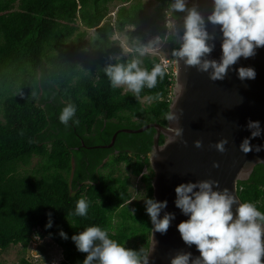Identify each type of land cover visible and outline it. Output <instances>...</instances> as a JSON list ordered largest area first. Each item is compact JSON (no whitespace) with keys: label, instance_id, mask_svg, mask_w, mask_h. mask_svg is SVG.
<instances>
[{"label":"trees","instance_id":"1","mask_svg":"<svg viewBox=\"0 0 264 264\" xmlns=\"http://www.w3.org/2000/svg\"><path fill=\"white\" fill-rule=\"evenodd\" d=\"M112 1L0 0V251L50 238L62 250L58 264H82L86 253L71 237L91 225L108 228L127 247L148 250L152 225L145 203L136 201L131 209L127 201L131 176L145 184V199L153 197L155 128L119 131L111 147L100 144L123 127L167 124L175 79L166 72L155 88L134 97L123 87L113 89L103 69L138 57L135 51L114 55L122 48L115 30L129 27L131 35L142 36L157 28L166 36L168 0H158L152 12L143 0H122L115 17L109 14ZM184 15L176 13L174 20ZM166 39L172 56L179 32L171 30ZM138 58L147 69L159 63L149 53ZM67 103L76 105L78 123L59 121ZM34 156L40 157L36 167L21 171ZM120 161L126 174H115ZM238 194L264 211L263 162L238 181ZM79 198L91 204L86 217L68 216L72 226L66 215ZM49 213L52 226L46 227ZM18 264L37 263L22 256Z\"/></svg>","mask_w":264,"mask_h":264},{"label":"clouds","instance_id":"2","mask_svg":"<svg viewBox=\"0 0 264 264\" xmlns=\"http://www.w3.org/2000/svg\"><path fill=\"white\" fill-rule=\"evenodd\" d=\"M184 12V31L176 42L179 47L173 48L171 55L186 66L196 67L198 71L207 72L211 80H224L231 69L241 81L254 79L255 68L252 66L234 67L243 57L255 55L256 50L264 47V0H212V10L207 18L196 6L189 7L187 0H168L166 26L173 29L176 13ZM219 26L221 34V54L212 58L215 48V33L207 30L206 24ZM159 40V37H157ZM211 41V42H210ZM146 46L138 45L135 52L138 57L148 53ZM138 57L127 63L108 64L104 69L110 86L124 87L134 97H139L144 88H155L158 79L163 80L166 69L160 63H154L150 69L142 67L143 61ZM77 111L73 103L65 104L58 116L61 123L69 121L78 123ZM168 121H178L179 115L168 112L164 117ZM246 127L250 135L242 139L240 150L247 153L253 149L252 138L264 135V127L259 120L249 119ZM176 136L182 135L183 129H172ZM228 140L221 138L215 148L225 151ZM196 147L202 141H194ZM262 145H256L260 151ZM214 166H218L214 163ZM175 206L187 216L176 227L186 245H195L199 255L193 256L190 251H179L171 257L170 264H264V211L250 201H241L229 188L219 187V181L212 178L181 182L175 187ZM145 210L150 218L152 231L165 233L174 212L161 211L168 201L154 197L144 199ZM91 202L85 198L76 201L74 211L68 216L86 217ZM235 207V214L233 206ZM46 227L52 226L51 213ZM69 221V219H68ZM72 225V223L69 221ZM73 226V225H72ZM60 235L67 238L63 229ZM108 228L91 225L74 233L71 239L78 251L86 253L82 264H149L150 253L155 247L153 241L147 251L125 246L112 238Z\"/></svg>","mask_w":264,"mask_h":264},{"label":"water","instance_id":"3","mask_svg":"<svg viewBox=\"0 0 264 264\" xmlns=\"http://www.w3.org/2000/svg\"><path fill=\"white\" fill-rule=\"evenodd\" d=\"M193 6L207 18L212 10V0H194ZM179 37L184 31L183 20H174ZM210 33H215V48L210 56L219 58L221 54V34L219 26L206 24ZM211 42V41H210ZM252 66L255 68L254 79L241 81L236 72L229 70L224 80H211L207 72L196 67L186 66L176 58V75L170 111L179 115L178 121L167 124L149 122L139 128L123 127L114 132L111 141L100 146L111 147L119 131L139 132L149 127L155 128L153 149L149 159L154 171L152 179L153 197L167 200V207L161 211L174 212L175 219L165 233L150 232L149 264H170L171 257L179 251H190L199 255L195 245L188 246L181 239L176 225L187 219L175 206V187L181 182L212 178L219 181V187L229 188L240 200L238 181L248 179L255 164L264 163V147L255 150L256 145L264 146V135L252 138L253 149L245 153L240 150L242 139L250 135L246 127L249 119L259 120L264 127V47L256 50L255 55L241 57L234 67ZM183 129L182 135L176 136L172 130ZM164 141L160 143V136ZM226 137L225 151L215 148V143ZM200 139L201 147L194 141ZM214 163L218 166H214ZM242 201V200H241ZM243 202V201H242ZM235 205L233 212L235 214ZM264 260V256H262Z\"/></svg>","mask_w":264,"mask_h":264},{"label":"rangeland","instance_id":"4","mask_svg":"<svg viewBox=\"0 0 264 264\" xmlns=\"http://www.w3.org/2000/svg\"><path fill=\"white\" fill-rule=\"evenodd\" d=\"M143 1H145V8L149 12H152L155 6L158 4V0ZM187 2L193 4L194 0H187ZM120 3H122V0L112 1L110 4V6H112L111 10H115ZM171 30L175 32L178 31L176 26ZM130 31V28H128L125 31L117 32L116 37L121 41L122 44L124 43L126 46L123 45L121 50L122 52L119 51L114 55H126L129 52H134L138 45L148 47V53L151 55H170V44L164 37L159 35V29H149L142 36H133L130 34ZM157 37H159V40H157ZM142 100L147 101V98L143 97ZM39 160V156H34L32 158L31 164L21 167V171L31 172L32 169L36 167ZM115 166L117 167L115 174L127 173L125 162L120 161ZM108 170V168L102 169V172H107ZM130 190L132 191V197L127 202L130 204L131 209H133L134 202H142L145 199V184L140 180L139 177L131 176ZM22 256L32 259L37 264H50V261L53 258L57 260L58 258H62V250L60 246L50 238H44L38 244L33 242L27 248H24L20 243L12 244L7 249L0 251V264H18Z\"/></svg>","mask_w":264,"mask_h":264},{"label":"built area","instance_id":"5","mask_svg":"<svg viewBox=\"0 0 264 264\" xmlns=\"http://www.w3.org/2000/svg\"><path fill=\"white\" fill-rule=\"evenodd\" d=\"M115 12H116V9L115 10H111L110 11V15H112L113 17H115ZM167 15H166V22H167ZM166 22H165V25H166ZM167 27V26H166ZM129 28V27H128ZM128 28H126L125 30H127ZM168 28V27H167ZM147 31V30H146ZM171 31V29H169L168 28V30H167V34L169 33ZM117 32H122V31H118V30H115V34H114V38H116V39H118L117 37H116V34H117ZM167 34H166V36H167ZM166 36L164 37L165 39H166ZM119 40V39H118ZM167 40V39H166ZM119 42H120V45H121V47L123 48V45L124 46H126L124 43L122 44L121 43V41L119 40ZM122 48H121V50H122ZM120 50V51H121ZM119 52V51H118ZM117 52V53H118ZM122 52V51H121ZM127 55V54H126ZM154 55H157L158 57H159V63L163 66V67H165V69H166V72L167 73H170L171 75H173L174 76V79H175V75H176V58H174V57H172V56H166V55H161V54H154ZM174 85V84H173ZM172 95H173V86H172V88H171V90H170V92H169V97L172 99ZM144 170H147V167H145L144 168ZM63 257V256H62ZM62 258H58V260L57 259H52L51 261H50V264H58L59 263V261L61 260Z\"/></svg>","mask_w":264,"mask_h":264},{"label":"bare ground","instance_id":"6","mask_svg":"<svg viewBox=\"0 0 264 264\" xmlns=\"http://www.w3.org/2000/svg\"><path fill=\"white\" fill-rule=\"evenodd\" d=\"M145 2V1H144ZM161 36V35H160ZM163 36V35H162ZM154 173V172H153Z\"/></svg>","mask_w":264,"mask_h":264},{"label":"crops","instance_id":"7","mask_svg":"<svg viewBox=\"0 0 264 264\" xmlns=\"http://www.w3.org/2000/svg\"><path fill=\"white\" fill-rule=\"evenodd\" d=\"M124 90H126V89H124Z\"/></svg>","mask_w":264,"mask_h":264}]
</instances>
